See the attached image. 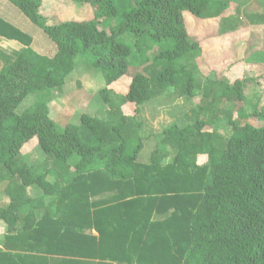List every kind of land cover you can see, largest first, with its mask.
Listing matches in <instances>:
<instances>
[{
    "label": "trees",
    "instance_id": "obj_1",
    "mask_svg": "<svg viewBox=\"0 0 264 264\" xmlns=\"http://www.w3.org/2000/svg\"><path fill=\"white\" fill-rule=\"evenodd\" d=\"M8 1L58 50L37 53L30 35L0 19V38L21 45L14 57L0 52V182L11 199L0 223L14 230L0 246V264H264V128L239 126L226 109L263 81L214 82L202 94L189 69L202 49L191 41L185 12L218 18L213 0H79L94 16L61 25L44 24L41 0ZM240 20L230 17L223 27L235 30ZM126 34L138 39L135 49ZM78 57L104 77L95 103L107 117L83 114L61 130L49 99ZM131 67L137 73L126 92L109 90ZM170 90L176 98L201 96V104L192 123L166 129L145 160L140 108ZM30 95L34 105L19 114ZM253 115L264 118V110ZM224 123L231 135L220 131ZM33 144L46 155L44 165L21 163ZM161 147L175 151L171 163ZM31 186L49 200L38 220Z\"/></svg>",
    "mask_w": 264,
    "mask_h": 264
},
{
    "label": "rangeland",
    "instance_id": "obj_2",
    "mask_svg": "<svg viewBox=\"0 0 264 264\" xmlns=\"http://www.w3.org/2000/svg\"><path fill=\"white\" fill-rule=\"evenodd\" d=\"M229 1L230 4L239 1L243 2L245 6L247 5V0ZM218 4V6L213 7L214 10H224L227 6H230L228 3ZM254 5L255 2L248 6L246 11L251 9L257 10V7H253ZM39 12L43 17L44 24L48 25H61L72 21H83L94 16L93 8L79 0H41ZM186 14L189 13L185 12V15ZM188 16L189 15H187L186 19L191 41L197 42L201 46V55H206L204 60L198 58L189 65V69L193 70L197 81L200 83L201 93L203 94L205 92V89L208 85H210V83L215 84L214 82L224 83L227 81L228 83L233 84L237 79H247L250 81L258 79L262 80V83H257L259 86L257 85L255 88L245 90V99L243 102L234 104L227 103L226 109L230 108L232 110L234 119L238 122L239 126L250 124L254 127L264 128V118L253 115L254 113H257L258 115L264 110V42H258L260 40V34L262 35L264 31L261 32L257 30L256 32V30L253 29L254 32H251V28L249 29L248 24H246L244 27L241 24V28L243 27V29H241L236 33V35L232 37L234 38V47L229 53L231 54L229 59L231 62L227 63L226 61L225 63V57L223 56L226 54L224 53V55H221L224 48L220 47L219 49L214 45V41H216L215 38L219 35V31L216 30L219 26V19L203 21ZM0 19L6 21V24L16 27L23 33L30 35L33 39L32 48L37 53L48 57H54L58 50L54 42L48 37L41 27L33 24L8 0H0ZM123 39L126 42L132 44L135 49V44L138 42L136 36L126 34L123 36ZM237 40L248 41L249 43L245 47L244 43H237ZM145 44L147 46L151 45L147 38H145ZM20 47L21 45L15 41L0 39V52L9 58L14 57L15 53L18 52ZM155 52H157V50H155L153 47L149 53L150 57H154ZM254 58H257L258 62L254 63L253 66L255 68H259V70L249 73L247 69L243 67V65H245L243 60H253ZM5 65L6 62H4L0 57V71ZM136 71L137 69L135 68L130 69L128 76L130 78L125 82H120L118 83L119 85H116V94L123 95L126 92L133 82L134 77L132 78V74H134ZM147 73L150 77L152 74L150 68L147 70ZM105 86L106 83L101 72L90 67L85 62L84 58L78 57L76 59L75 70L68 77L66 84L62 88L51 91V97L49 99L51 118L56 122L57 126L61 130L65 129L67 125L79 124L80 117L83 114L96 115L105 119L107 117L106 108L102 107L101 104L95 103V100H97V93ZM199 97L200 98H198L195 102L198 103L199 100H202V97ZM35 100L36 95L28 96L20 105L17 112L19 114L23 113L25 110L34 105ZM151 102H154V104H159V107L152 109L157 111V114L163 115L162 119H160L156 124V129L153 131L155 134L160 135L165 127L172 125L184 127L190 124L192 119L190 111L191 106L187 105L185 98H176L173 90L166 92L165 95L162 94L160 97H156ZM195 107L196 106L192 108ZM147 127L149 126L147 125ZM153 127L154 126L151 128L153 129ZM220 131L227 136L231 135L233 132L232 127L225 123L222 127H220ZM144 135H147V132L144 131V129H140L139 136L141 137ZM30 150L32 153L22 158L21 163H24L28 166L44 165L46 161V155L43 153V151L35 144L31 146ZM70 164L73 166L75 165L74 161H72ZM49 166L50 164L45 166L46 169ZM69 177H71L70 174ZM67 179L65 183L68 182ZM50 180L51 182H54V178H50ZM6 188L7 183L0 182V209L8 208L11 204V199L7 195ZM27 189L28 195L33 201V213L35 218L38 220L40 217H42V215L45 214L46 206L48 205L49 200L43 199V193L37 189V187L31 186ZM40 203H43L45 210L39 208ZM24 225L25 220L20 223L19 228H16V230H20ZM13 231L14 230L9 227L8 224L4 222L0 223V246H4L5 237L9 234H13ZM85 234L96 235V233L92 230L86 231Z\"/></svg>",
    "mask_w": 264,
    "mask_h": 264
},
{
    "label": "crops",
    "instance_id": "obj_3",
    "mask_svg": "<svg viewBox=\"0 0 264 264\" xmlns=\"http://www.w3.org/2000/svg\"><path fill=\"white\" fill-rule=\"evenodd\" d=\"M229 2H230L229 0H213V3L211 5L212 12H219L221 14L220 17L214 18V19H211V20H218L219 19V26L217 27L216 30L219 31L218 34L220 36L218 35L215 38L216 41H214V45L216 46V48H219V49H220V47L224 48L223 52L222 53L220 52V53H221V55H224V53L227 55V56L226 55L223 56V57H225V63H226V61H227V63L231 62V60H229L231 54H229V53H230V50L234 47V45H233V39L234 38H232V37L234 35H236V33L239 32L241 29H243V27L246 26V24H248L249 29L251 28L250 29L251 32H254L253 29H255L256 32H257V30H259L261 32L264 31V23L258 24V22H261V21L264 22V0H247V5L246 6L243 4V2H239V1L234 2L233 4H230ZM253 2H255V5L253 7H257V10H252L251 9V10L246 11L247 7L250 6L251 4H253ZM218 3H220V4L221 3H228V4H230V6H227L224 10L223 9L214 10L213 7L214 6H218L219 5ZM244 3H246V2H244ZM187 15H189L188 17H193L190 13L185 15L186 25H187V19H186ZM257 15H258V17H257ZM233 16H240V18H241L240 21L242 22V25H243L242 28H241V26H239L237 29L231 30L229 28V26H227L226 24H224V27H223L224 20H226V19H228L230 17H233ZM249 16H256V17H253L252 19H250ZM197 20H202V19H197ZM203 21H210V19L203 20ZM187 29H188V27H187ZM188 32H189V29H188ZM219 37H221L222 39L219 38ZM0 39H2V38H0ZM258 42L259 43H263L264 42V33L262 35L260 34V40ZM237 43H244V45L246 47V45L249 42L248 41H243V40H237ZM237 45H239V44H237ZM155 50H157V49L155 48ZM156 54H157V52L154 53V56ZM204 57H206V55L203 54V55H201L200 59L204 60ZM150 58L153 59L154 57H150ZM243 62L245 63V65H243V67L245 69H247V71L249 73H253V72L259 70V68H255L253 66L254 63L258 62L257 58L256 59L254 58L253 60H243ZM250 64H252V65H250ZM130 69H134V67H131ZM129 72H130V70H129ZM129 72H128V74L126 76H124L123 78H121L117 82H115L112 85H110L108 87V89L112 90L115 93L116 85H119L118 83L125 82L126 80H128L130 78V77H128L129 76ZM136 73H137V71L134 74H132L133 75L132 78L135 76ZM165 94L166 93H164L163 95H165ZM117 95H119V94H117ZM160 96H157V97H160ZM155 98H153V99H155ZM198 98H200V97H196L193 100L185 99L187 105L191 106V110H190L191 111V115H192L191 118H193V115H194L193 111L197 110L199 108L200 104H201V100H199L198 103L195 102ZM152 100L146 102L145 104H143L141 106L140 114H139V116L137 118L138 122L141 124V129H144V131L147 132V135L141 136V138H143V140H144V148L142 150L141 156L145 160H147L150 157V155L152 154V152L157 147H159V144H160V141L162 139V135H163L164 131L171 127V126L165 127L162 130V133L160 135L155 134V132H153L154 129H156L155 128L156 124L159 122L160 119H162L163 115L162 114H157L158 112L154 111L152 109V108L159 107V104H154V102H151ZM194 106H196V107L192 108ZM144 112H146V113H144ZM148 113H150V114H148ZM158 117H160V118H158ZM192 121H193V119H191L190 124L192 123ZM147 125L149 127H147ZM152 126H154L153 129L151 128ZM161 150L164 151L165 153L170 152V156H168V158L164 161V163L165 164L171 163L174 160V158H175V155H176V153H174L175 151H171L168 147H161ZM93 232H95V231H93ZM86 235H90V234H86ZM94 236H97V233ZM13 253H15V252H13Z\"/></svg>",
    "mask_w": 264,
    "mask_h": 264
}]
</instances>
